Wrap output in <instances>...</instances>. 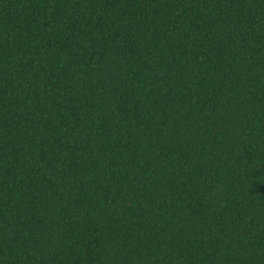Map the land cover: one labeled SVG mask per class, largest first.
Wrapping results in <instances>:
<instances>
[{
    "label": "trees",
    "instance_id": "16d2710c",
    "mask_svg": "<svg viewBox=\"0 0 264 264\" xmlns=\"http://www.w3.org/2000/svg\"><path fill=\"white\" fill-rule=\"evenodd\" d=\"M0 264H264V0H0Z\"/></svg>",
    "mask_w": 264,
    "mask_h": 264
}]
</instances>
